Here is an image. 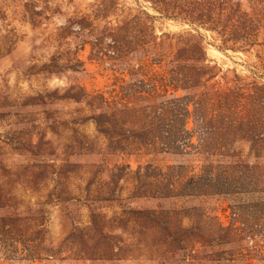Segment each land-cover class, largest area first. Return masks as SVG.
Listing matches in <instances>:
<instances>
[{"label": "rangeland", "instance_id": "1", "mask_svg": "<svg viewBox=\"0 0 264 264\" xmlns=\"http://www.w3.org/2000/svg\"><path fill=\"white\" fill-rule=\"evenodd\" d=\"M104 7L99 30L143 9L156 34L182 29L137 0H0V264H264V234L224 229L228 207L249 214L250 199L186 194L204 154L97 152L86 92L109 71L90 59L94 26L71 22ZM207 49L220 69L210 83H264V47ZM244 136L236 159L264 165Z\"/></svg>", "mask_w": 264, "mask_h": 264}, {"label": "trees", "instance_id": "2", "mask_svg": "<svg viewBox=\"0 0 264 264\" xmlns=\"http://www.w3.org/2000/svg\"><path fill=\"white\" fill-rule=\"evenodd\" d=\"M137 1L182 29L156 34L151 20L157 16L145 9L123 12L122 18L106 21L100 30L99 19L111 15L108 7L71 22L83 32L94 26L97 34L88 40L90 59L109 71L107 85L83 90L97 152L204 154L203 173L191 177L186 194H243L253 212L246 214L239 204L229 206L224 229L235 240L246 230L264 234V165L240 163L233 150L242 132L257 158H264V83L238 75L233 84L210 83L220 69L211 64L207 49L209 43L234 52L264 47V0ZM259 57L264 69V58ZM101 135L104 146L98 145ZM247 221L251 224L245 227Z\"/></svg>", "mask_w": 264, "mask_h": 264}]
</instances>
